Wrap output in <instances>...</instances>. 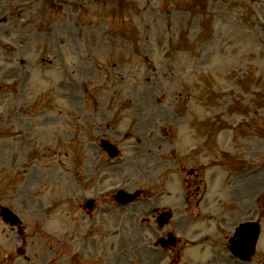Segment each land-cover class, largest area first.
Returning <instances> with one entry per match:
<instances>
[{
	"label": "rangeland",
	"instance_id": "374dc122",
	"mask_svg": "<svg viewBox=\"0 0 264 264\" xmlns=\"http://www.w3.org/2000/svg\"><path fill=\"white\" fill-rule=\"evenodd\" d=\"M162 1L0 0V199L25 226L18 235L0 219V264H69L62 257L69 256L64 249L77 218L54 199L67 189L58 176L71 168L73 149H89L87 164L111 173L107 186L126 179L131 187L153 182L154 197L131 201L147 203L149 211L169 206L176 217L193 213L184 198V167H200L209 191L218 188L226 199L225 173L203 162L200 151L212 136L218 147L222 137L233 144V123L254 111L250 102L264 106V0H226L212 7L207 0H165L164 9ZM40 3L48 6L39 10L47 20L36 26ZM242 4L255 12L247 8L249 16ZM183 67L193 72L190 80L180 78ZM203 84L212 87L209 110ZM105 136L119 148L110 163L98 151ZM250 151L258 158L244 178L254 176L243 180L244 191L233 192L242 207L237 219L253 212L261 219L260 258L253 261L262 264L264 199L251 201L255 187L264 188V141ZM220 153L212 145L209 159ZM174 163L181 165L178 175ZM215 169L219 176L212 180ZM148 217L151 235L156 225L149 212ZM128 222L121 232L138 246L133 221ZM187 225L194 227L191 221ZM115 226L117 235L118 221ZM198 230L190 228L186 236ZM140 247L151 259L160 255ZM208 250L188 247L179 262L205 264ZM227 253L224 249L220 264L233 262ZM165 262L160 257V264Z\"/></svg>",
	"mask_w": 264,
	"mask_h": 264
},
{
	"label": "water",
	"instance_id": "95a60500",
	"mask_svg": "<svg viewBox=\"0 0 264 264\" xmlns=\"http://www.w3.org/2000/svg\"><path fill=\"white\" fill-rule=\"evenodd\" d=\"M245 241V238H244V236H243V238H242V242H244Z\"/></svg>",
	"mask_w": 264,
	"mask_h": 264
}]
</instances>
